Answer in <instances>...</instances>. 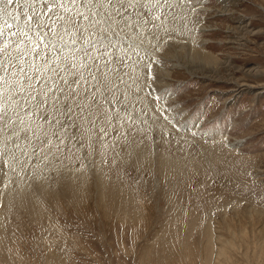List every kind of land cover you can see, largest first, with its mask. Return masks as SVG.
Listing matches in <instances>:
<instances>
[{
    "label": "rangeland",
    "instance_id": "1",
    "mask_svg": "<svg viewBox=\"0 0 264 264\" xmlns=\"http://www.w3.org/2000/svg\"><path fill=\"white\" fill-rule=\"evenodd\" d=\"M226 1L169 0L157 22L133 16L141 33L159 38L156 58L162 62L153 64L156 79L148 83L164 97L162 105L172 106L164 113L172 122L137 117L144 101L127 83L114 104L125 128L131 115L134 126L147 129L142 145L135 137L127 144L113 132L105 139L116 140L115 151L97 145L92 166L85 168L75 147L64 148L62 163L33 157V178H16L27 192L0 206V264H264V0H239L232 14L222 10ZM0 8V29L24 28V0ZM241 22L249 23L246 36L233 30ZM180 38L186 47H179ZM193 46L229 61L220 71L232 83L173 68L178 53ZM252 85V92L245 89ZM126 106H133L131 113ZM25 123L41 138L54 130L37 128L27 117ZM33 146L40 142L22 143L29 154ZM166 161L175 163V171L170 162L162 167ZM41 173L47 179L34 180Z\"/></svg>",
    "mask_w": 264,
    "mask_h": 264
},
{
    "label": "snow or ice",
    "instance_id": "2",
    "mask_svg": "<svg viewBox=\"0 0 264 264\" xmlns=\"http://www.w3.org/2000/svg\"><path fill=\"white\" fill-rule=\"evenodd\" d=\"M13 2L0 0V5ZM24 3L29 13L24 28L7 33L0 29V184L9 172L20 180L33 175L35 160L47 161L48 165L53 160L62 163L64 148L75 147L80 153L77 156L80 168L90 167L97 145L115 151L116 140L109 144L105 139L113 132L127 144L133 142L132 137L142 144L147 129L134 126L131 115L128 116L131 123L125 128L114 104L118 102V94L123 95V89L128 87L125 77L131 80L137 98L144 101L137 117L151 115L154 124L162 125L163 120L172 122L164 115L172 106L162 105L164 97L148 83L156 79L153 64L162 62L156 58L160 52L159 38L151 32L141 33L132 23L134 15L145 23L159 21L169 0H24ZM133 33L137 36L135 41ZM153 40L157 43L152 44ZM130 68H139L143 75L129 72ZM126 107L131 113L133 106ZM25 117L37 128L47 124L54 130L41 138L25 123ZM69 128L73 129L71 133L67 131ZM161 130L167 132L166 127ZM158 138L154 136L153 141ZM33 141H39L40 147L33 146L29 154L22 143L31 145ZM6 161L10 163L6 165ZM34 179L47 177L41 173Z\"/></svg>",
    "mask_w": 264,
    "mask_h": 264
},
{
    "label": "bare ground",
    "instance_id": "3",
    "mask_svg": "<svg viewBox=\"0 0 264 264\" xmlns=\"http://www.w3.org/2000/svg\"><path fill=\"white\" fill-rule=\"evenodd\" d=\"M237 1H239V0H227L226 2H225V5H223L224 7L222 8V10L224 11V12H226V13H234L233 11V8H232V6H234V5H236V2ZM224 3V2H223ZM200 4H201V2H200ZM203 4V3H202ZM9 7V6H8ZM192 8H193V6H192ZM231 16V15H230ZM136 18V17H135ZM140 20V22H141V19H139ZM144 21V20H143ZM156 21V20H155ZM200 21V20H199ZM137 22V21H136ZM157 22V21H156ZM166 22V21H165ZM243 22H244V20H243ZM243 22H241V24H237L236 25V27L235 28H233V30H237L238 32H242L244 35L246 34L247 35V33H249L248 31V25H249V23H246V24H244ZM246 22V21H245ZM159 23H161V22H159ZM243 24V25H242ZM151 25V24H150ZM21 26V25H20ZM189 26V25H188ZM197 26V25H196ZM141 27V26H140ZM151 27V26H150ZM146 28V27H145ZM144 28V29H145ZM149 28V27H148ZM161 31H163L164 29H165V27H163V26H161L160 28H159ZM204 29V28H203ZM158 30V29H157ZM186 30V29H185ZM196 30H198V29H196ZM201 30V29H200ZM142 31V30H141ZM167 31V30H166ZM154 33V32H153ZM184 33V32H183ZM254 33V32H253ZM159 34L161 35V37H162V39H163V37L164 38H166L165 37V35H164V31H163V33L162 32H159ZM158 35V34H157ZM159 35V36H160ZM185 35V34H184ZM245 35V36H246ZM177 36V35H176ZM179 37V36H178ZM184 37V36H183ZM182 37V38H183ZM122 38V37H121ZM124 38V37H123ZM184 40V39H183ZM181 38L180 39H178V41H176L178 44H179V47H181V48H183V47H186V44H184L182 41H183ZM167 42V41H166ZM182 44H181V43ZM173 44V43H172ZM177 44V45H178ZM170 46V45H169ZM168 47V46H167ZM173 48V47H172ZM188 48H190V47H188ZM170 49V48H169ZM174 49H175V47H174ZM179 50H180V48H179ZM182 50V49H181ZM171 51H172V49H171ZM168 55V54H167ZM166 55V56H167ZM219 56V55H218ZM217 55H215L212 51H209V50H203V49H200V48H195L194 46L193 47H191L190 48V50H186V48H185V50H183V52L182 53H178V57H176V61L177 62H175L174 64H173V68H181V67H184L185 68V70L187 69L188 70V72H189V74H191V75H193V76H197V77H203L204 79H209V80H211V81H218V82H220V81H223V80H225V81H227V82H231L232 83V81L231 80H233L232 78H231V76H229L228 77V75L225 77L224 75H222L221 74V71H220V69H222V65H224L226 68L227 67H230L229 65V61H221L220 60V58L218 57ZM171 57V56H170ZM172 59H173V57H171ZM175 61V60H174ZM173 62V61H172ZM234 67V66H233ZM228 69V68H227ZM128 71L129 72H132V73H134L135 75H143V73H142V71L139 69V68H130V69H128ZM259 71H257L256 73H258ZM165 75H167L168 77H169V75H171V71H169V70H165ZM174 73V72H173ZM231 74H232V72H231ZM164 75V76H165ZM166 76V77H167ZM192 76V77H193ZM227 78V79H225V78ZM127 79H128V77H127ZM131 81V80H130ZM127 82V83H132V82ZM242 86H244V85H242ZM253 88V85L252 86H247V87H245V89L246 90H249V92H252V89ZM237 91V90H236ZM262 91H260V92H258V93H261ZM162 104V103H161ZM214 140V139H213ZM214 144H216V143H214ZM25 145V144H24ZM142 145V144H141ZM27 146H28V144H27ZM207 146V145H206ZM205 146V147H206ZM204 147V146H203ZM216 147V146H215ZM213 148V147H212ZM219 149V148H218ZM99 150V149H98ZM209 153H211V152H209ZM146 154V153H145ZM156 154H158V153H156ZM160 154V153H159ZM208 154V153H207ZM165 155H167V154H165ZM211 155V154H210ZM217 155V154H216ZM158 157H160L159 155H157ZM149 157V156H148ZM225 157V156H224ZM150 158V157H149ZM163 157H161V159H162ZM209 158V157H208ZM218 158V157H217ZM157 159H159V158H157ZM165 159L167 160L168 158H167V156H165ZM164 160V159H163ZM162 160V161H163ZM169 160H172V159H170L169 158ZM175 160V159H174ZM219 160V159H218ZM211 161H212V159H211ZM154 162V161H153ZM157 162V161H156ZM159 162H160V160H159ZM158 162V163H159ZM170 162V161H169ZM168 162V163H169ZM176 162V161H175ZM178 162V161H177ZM176 162V164H179V163H177ZM179 162H180V160H179ZM185 162V161H184ZM8 163H10V162H5V164L7 165ZM100 163V162H99ZM102 163V162H101ZM162 163V162H161ZM161 163H159V164H161ZM166 163V164H165ZM167 163V161L166 162H164L163 164H165V165H163L162 166V164H161V166L162 167H167V166H169V165H167L168 164ZM182 163V162H181ZM216 163V162H215ZM170 165L172 164V168H173V165H175V163L173 164L172 162H170L169 163ZM185 164V163H184ZM180 165V164H179ZM94 166V165H93ZM43 167H45V166H42L41 168H43ZM171 166H169L168 168H170ZM175 169V167L173 168V170ZM178 169V168H177ZM177 169H176V171H177ZM70 170V169H69ZM69 170H68V176L70 175V174H72V176H73V171H72V173H69ZM73 170V169H72ZM163 170H164V168H163ZM173 170H171L170 169V172L172 171V172H174ZM179 170V169H178ZM35 171V170H34ZM33 171V172H34ZM43 171V170H42ZM46 170H44L43 172H45ZM65 171H67V170H65ZM64 171V172H65ZM75 171V170H74ZM32 172V173H33ZM47 172V171H46ZM80 171H78V173H79ZM102 172V171H101ZM165 172L167 173V169L165 170ZM37 173V172H36ZM56 173V172H55ZM78 173H76L75 174V172H74V174L75 175H77ZM38 174V173H37ZM165 174V173H164ZM33 175H34V173H33ZM32 175V176H33ZM40 175V174H39ZM45 175V174H44ZM63 175H65V174H63ZM62 175V176H63ZM74 175V176H75ZM169 175H170V173H169ZM172 175V174H171ZM37 176V175H36ZM55 176H57V174H55ZM71 176V177H72ZM77 176H79V174L77 175ZM31 177V176H30ZM35 177V176H34ZM70 177V176H69ZM70 177V178H71ZM16 178H18L17 176H15L14 177V175H13V173H11V172H9L8 173V177H7V179H4L3 180V184H0V206H1V203L2 202H4V201H6V203L7 202H9V203H12L13 201H15L19 196H21L22 195V193H25V192H27V189H29V187L26 189V187H24L25 185L24 184H22V183H18V181H17V179ZM31 178H33V177H31ZM30 178V179H31ZM77 178V177H76ZM19 180V179H18ZM27 180V179H26ZM29 180V179H28ZM35 180V179H34ZM42 180V179H41ZM20 181V180H19ZM21 181H24V183H25V179L24 180H21ZM46 181V180H45ZM43 183H44V180H43ZM103 183V182H102ZM42 184V183H41ZM45 185H46V183H44ZM44 184H42V186L44 185ZM4 185H8L7 187H4ZM44 185V187H43V189H44V191H48V189H46V186ZM48 187V186H47ZM15 188H17L16 190H15ZM49 188V187H48ZM101 196H103L102 194H101ZM20 198V197H19ZM20 199H18L17 200V202L19 201ZM106 201V200H105ZM18 203H20V201L18 202ZM122 203H123V201H122ZM3 204V203H2ZM125 204H127V203H125ZM125 204H124V207H125ZM18 205V204H17ZM123 205V204H122ZM127 205H129V204H127ZM132 207H134V206H132ZM129 208V206L127 207V209ZM0 211H1V208H0ZM130 211H131V209H130ZM2 212V211H1ZM1 214V213H0ZM4 218V217H3Z\"/></svg>",
    "mask_w": 264,
    "mask_h": 264
}]
</instances>
